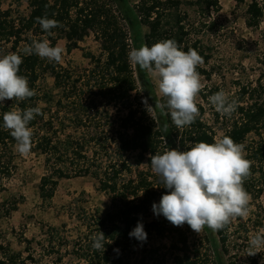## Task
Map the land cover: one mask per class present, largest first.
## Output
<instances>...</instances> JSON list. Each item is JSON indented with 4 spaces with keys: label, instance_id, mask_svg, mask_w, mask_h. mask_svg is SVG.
I'll return each mask as SVG.
<instances>
[{
    "label": "trees",
    "instance_id": "16d2710c",
    "mask_svg": "<svg viewBox=\"0 0 264 264\" xmlns=\"http://www.w3.org/2000/svg\"><path fill=\"white\" fill-rule=\"evenodd\" d=\"M236 2L242 5L247 0ZM183 4L182 0H27L29 13L26 16H14L13 9L2 10L0 6V56L17 53L22 57L18 74L27 77L29 87L36 93L24 101L5 100L0 104V188L17 170L16 141L3 127V114L39 106L42 115H37L29 127L33 131L30 153L43 156L46 168L39 183L42 202L50 203L62 180L90 177L98 183L99 191L108 195L112 207L106 214L90 213L85 209L71 214L78 221L74 239L64 235L66 226H49L47 249L50 256L57 255L55 261L37 259L32 254L33 241L24 239L27 255L2 244L0 264H61L65 254H72L81 264H133V251L141 241L130 237L129 233L138 223L143 224L149 236L174 235L175 242L171 247L177 253L172 264H237L224 259L230 253L229 244L234 234L231 223L216 232L205 226L204 238L192 247L186 231L166 227L159 219L151 220L152 205L159 204L168 189L159 177L147 171L135 173L127 159V156L135 155L138 166L151 165L150 154H163L169 149L187 151L195 143L217 140L216 131L204 120V109L200 105L196 121L178 129L167 109L164 112L154 109L148 113L146 106L138 103L143 96L148 105L155 107L156 102L164 103L165 98L157 97L149 74L129 62L128 53L133 48L138 49L144 44L150 47L158 41L174 39L184 51L196 49L204 63L210 59L200 43L190 39L184 23L187 14L181 11ZM187 4L208 11L220 8L218 0H197ZM246 13L250 28L264 25V0H250ZM45 16L62 25L51 29V35L36 19ZM91 33L99 42L102 54L97 57L85 53L91 68L78 77L60 63L23 52L33 40L48 39L56 46L58 39H65L67 53L71 54ZM262 39L264 41V29ZM197 71L207 75L200 67ZM46 75L54 78V87L60 91L55 110L49 105L55 97L42 93L40 86ZM89 88L96 93L86 95L85 89ZM216 92L211 91L212 94ZM238 100L234 118L222 137L228 135L245 145V156L252 166L244 187L256 200L264 194V83L242 87ZM43 102L47 107L42 106ZM111 106H120L124 111L112 125L108 123ZM250 135L257 138L252 144L247 143ZM11 206L8 214L17 209L18 202ZM100 231L105 235L104 252L95 250L90 239ZM137 262L165 264L155 259V251ZM250 264L261 263L252 259Z\"/></svg>",
    "mask_w": 264,
    "mask_h": 264
},
{
    "label": "rangeland",
    "instance_id": "374dc122",
    "mask_svg": "<svg viewBox=\"0 0 264 264\" xmlns=\"http://www.w3.org/2000/svg\"><path fill=\"white\" fill-rule=\"evenodd\" d=\"M20 1V2H19ZM94 1V0H87ZM103 2L108 0H101ZM137 2L139 0H131ZM184 4L181 11L187 14L186 23L190 33V39L197 41L204 51L210 56L208 63L200 65L207 75H201L203 89L197 97V105L204 109V120L216 131V139H220L226 127H229L234 113L229 118L221 116L211 105L209 97L213 95L211 91L225 90L230 99L237 102L238 94L242 87H255L259 82L264 83V41L262 33L264 25L250 28L247 25V6L239 5L236 0H218L219 9L212 8L210 11L197 9V6L188 5L187 2L197 0H182ZM2 10L13 9L14 16H26L29 13L27 0H0ZM67 40L58 39L57 44L65 49L63 61L60 66L71 69L74 77L83 75L91 68V62L85 58V53H92L99 57L102 53L99 42L93 33L87 36L79 44V48L71 54L67 53ZM150 76V75H149ZM154 85L157 97L159 94L156 79L150 76ZM42 93L53 95L54 102L50 107L56 109L60 91L54 87V78L46 75L40 83ZM86 95H93L96 92L90 88L85 89ZM207 98H204V96ZM139 104H143V96H140ZM148 103V102H147ZM42 106L47 107L43 102ZM111 119L108 123L115 124L124 115L122 107L111 106L109 108ZM109 125V124H107ZM264 138V134H263ZM257 138L250 135L247 143H254ZM17 170L12 177L5 180L0 188V245H10L16 252H22L25 256L26 244L24 239L32 240V254L45 262L55 261L57 255H49L46 241V231L49 226L61 228L66 226L65 233L69 239H74L77 235V218L71 214L77 213L79 209L87 212L99 211L108 213L111 211V201L107 194L99 191L98 183L90 177H78L64 179L60 182L54 198L50 203H43L39 193V183L46 173L44 157L30 153L27 156H20L17 152ZM135 173L137 171H147L158 177L151 169V165L143 163L138 166L135 162V155L127 156ZM18 202L15 211H8L14 202ZM261 207V208H260ZM250 214L247 218H236L231 222L232 238L230 240V253L224 259L235 261L237 264H250L252 259H258L264 264V247L251 249L258 251L255 255H248L250 251V237L261 230H264V194L259 198L251 199ZM159 219L163 225L172 229L181 228L186 231L190 245H199L204 238V230L198 234L187 224L177 227L172 225L163 216H157L153 211L151 220ZM260 223H263L262 225ZM174 235L167 233L164 237L156 234L147 235L146 241L141 242L134 249L133 264H138V260L155 251V259L172 264L173 257L177 252L171 247ZM148 253V254H147ZM212 257V253L208 252ZM61 264H81L72 254H65Z\"/></svg>",
    "mask_w": 264,
    "mask_h": 264
},
{
    "label": "clouds",
    "instance_id": "9594fccd",
    "mask_svg": "<svg viewBox=\"0 0 264 264\" xmlns=\"http://www.w3.org/2000/svg\"><path fill=\"white\" fill-rule=\"evenodd\" d=\"M36 19L49 35L52 34L51 29L62 26L46 16ZM23 52L61 63L65 49L59 44L52 46L48 39H43L33 40ZM128 59L156 79L159 94L165 98L164 103L156 102L155 107L148 105L145 98L142 103L148 113L154 109L161 112L167 109L178 129L191 126L196 121L200 115L197 97L204 87L197 71L204 59L196 49L184 51L174 39H165L150 47L144 44L138 49L133 48ZM22 63V57L17 53L0 56V104L5 100L24 101L36 94L29 87L27 77L18 74ZM209 101L216 112L229 118L238 106V102L230 99L223 89L211 95ZM37 115H42L39 106L3 114V127L10 131L16 141V150L22 157L31 152L33 131L29 124ZM244 150V144L225 135L214 143H195L187 151L169 149L163 154H150L152 171L168 189L159 204L152 205L153 212L157 216L163 215L174 226L187 224L198 234L205 226L216 232L236 218H247L252 198L244 182L251 175L252 162L246 158ZM129 236L146 241L143 224L138 223ZM90 239L95 250L105 251L103 232L93 234ZM249 245L248 255L258 252L251 249L264 247V230L252 235Z\"/></svg>",
    "mask_w": 264,
    "mask_h": 264
}]
</instances>
